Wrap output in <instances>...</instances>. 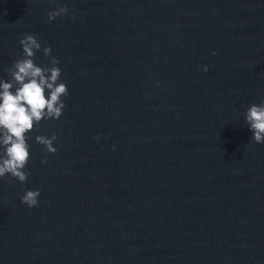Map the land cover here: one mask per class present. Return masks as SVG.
Here are the masks:
<instances>
[{
  "label": "water",
  "instance_id": "water-1",
  "mask_svg": "<svg viewBox=\"0 0 264 264\" xmlns=\"http://www.w3.org/2000/svg\"><path fill=\"white\" fill-rule=\"evenodd\" d=\"M26 33L68 95L0 178V264H264V0H0V79Z\"/></svg>",
  "mask_w": 264,
  "mask_h": 264
},
{
  "label": "clouds",
  "instance_id": "clouds-1",
  "mask_svg": "<svg viewBox=\"0 0 264 264\" xmlns=\"http://www.w3.org/2000/svg\"><path fill=\"white\" fill-rule=\"evenodd\" d=\"M68 7L60 6L47 13L48 21L57 16L67 14ZM23 50V58L13 61L8 69L11 79H0V178L11 176L23 183L28 179L24 170L30 159L29 132L38 129L41 120L49 118L59 119L65 107L62 97L68 95L65 83L58 82L61 69L59 61L51 57V66L41 67L32 59L41 44L32 34H24L19 39ZM52 49L43 48L47 57ZM215 55V52H213ZM208 70L207 65L202 66ZM14 89V90H13ZM244 121L249 127L251 139L257 143H264V100L249 105L244 113ZM98 139V137H96ZM55 133L51 136L36 135L35 141L45 147L46 152L55 153ZM45 157L41 162H46ZM40 189H29L21 196V203L29 208L38 204Z\"/></svg>",
  "mask_w": 264,
  "mask_h": 264
}]
</instances>
